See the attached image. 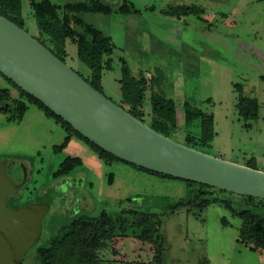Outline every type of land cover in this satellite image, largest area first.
<instances>
[{
    "label": "rangeland",
    "instance_id": "374dc122",
    "mask_svg": "<svg viewBox=\"0 0 264 264\" xmlns=\"http://www.w3.org/2000/svg\"><path fill=\"white\" fill-rule=\"evenodd\" d=\"M50 1L60 7L86 3L83 19L114 44L111 69H103L100 80L77 59L71 40L64 48L65 63L87 81L101 83L107 98L119 103L125 62L132 77L144 76L154 90L174 100L169 138L185 145L186 98L213 117L215 135L202 148L206 154L264 172V0ZM185 7L201 13L183 15ZM0 13L16 20L22 17L23 28L44 39L30 0L15 4V11L0 0ZM44 40L63 55L49 38ZM236 84L259 103L258 116L248 127L237 114ZM5 89L11 100L19 98V90L0 73V91ZM150 92L147 89L143 108L147 123ZM24 100L27 110L18 122L9 119L11 111H0V204L22 216L1 250L0 264H37L35 248L49 235L81 215L102 212L121 213L127 225L123 232L117 222L99 254L100 264L148 262L154 245L133 225L136 211L159 217L164 264H264V251L254 252L237 242L242 221L222 204L170 208L179 199L192 197L197 184L164 178L120 160L106 164L85 141ZM7 104L12 106L0 98V108ZM69 158L79 163L66 164ZM211 196L225 197L241 210L235 195L213 191Z\"/></svg>",
    "mask_w": 264,
    "mask_h": 264
},
{
    "label": "trees",
    "instance_id": "16d2710c",
    "mask_svg": "<svg viewBox=\"0 0 264 264\" xmlns=\"http://www.w3.org/2000/svg\"><path fill=\"white\" fill-rule=\"evenodd\" d=\"M4 1L6 2V8L9 10L11 8L12 11H15V4L20 5L21 2V0ZM30 4L36 19L37 31L44 39L46 37L49 38L53 42V47L58 48L63 55L60 56L57 54L52 46L47 45L44 39L40 37L35 38L57 57L65 62V42L69 39L77 47V59L85 64L99 80L103 69H111L110 56L115 46L108 36L104 35L99 29L83 19V11L88 10L86 3H66L63 7H60L56 6L50 0H30ZM181 13L183 15L191 13L199 14L201 10L195 7H185L181 10ZM4 16L23 28L24 19L22 17L16 20L8 15ZM121 67L122 76L119 80L120 99L118 105L153 130L166 137H170L171 126L169 123L175 119L174 100L154 90L150 86L148 79L144 76L139 78L132 77L125 62H122ZM262 78L264 79V77ZM7 80L19 90V98L12 100L7 89L0 91L1 99L11 101L10 105L12 106L7 104L0 108L2 113L12 112L9 119L14 120V122L21 120L27 110V104L24 100L26 99L28 102L38 105L39 108L45 110L46 114L53 117L57 122L65 126L67 130L72 131L77 137L85 141L106 164H110L114 160H120L84 138L42 103L14 85L9 79ZM87 82L101 92V83H94L90 79ZM235 88L238 91L236 103L237 114L239 119L244 121V126L248 127V122L256 119L258 116L259 103L256 98L244 95L243 88L240 84H236ZM147 89L151 90L149 95L151 105L149 123L144 119L145 113L143 110L147 99ZM183 117L184 124L189 131V135L186 136L184 144L205 153L202 148L215 135L213 130V117L203 113L186 98L183 100ZM68 138L65 139V143ZM65 163L77 164L79 160L77 158H69ZM137 168L164 178L178 179L141 167ZM63 173H66V171ZM182 181L189 184H197L199 188L192 197L185 200L179 199L175 204L171 205V209L184 204L190 208L194 206L205 208L214 203L222 204L226 209L231 211L232 215L242 221L238 230L237 242L248 246L254 252L264 251V212L261 210L264 209V200L248 195H236L222 189H216L191 181ZM213 191L223 195L231 194L237 196V204L241 207V210L238 211L231 203L232 201L225 197L220 199L217 196H211ZM134 215L137 218L133 225L141 230V237L154 245L152 259L142 264H164L162 258L163 247L160 243L161 238L159 235V217L154 213L146 211H136ZM117 222L119 229L124 232L126 230L127 220L122 218L121 213L113 216L109 213L102 212L95 217L81 215L72 219L70 222L61 226L55 234L49 235L45 243L35 248L37 264H100L101 259L99 254L106 247L112 234H114Z\"/></svg>",
    "mask_w": 264,
    "mask_h": 264
},
{
    "label": "water",
    "instance_id": "95a60500",
    "mask_svg": "<svg viewBox=\"0 0 264 264\" xmlns=\"http://www.w3.org/2000/svg\"><path fill=\"white\" fill-rule=\"evenodd\" d=\"M0 73L84 138L124 162L264 200V172L215 158L153 130L1 13ZM21 217L0 204V253Z\"/></svg>",
    "mask_w": 264,
    "mask_h": 264
},
{
    "label": "crops",
    "instance_id": "0c3cea01",
    "mask_svg": "<svg viewBox=\"0 0 264 264\" xmlns=\"http://www.w3.org/2000/svg\"><path fill=\"white\" fill-rule=\"evenodd\" d=\"M263 79V78H262ZM249 96H251V95H249ZM257 99V98H256ZM262 252V251H261ZM259 253V252H258Z\"/></svg>",
    "mask_w": 264,
    "mask_h": 264
}]
</instances>
